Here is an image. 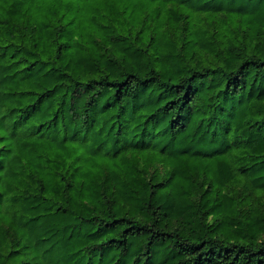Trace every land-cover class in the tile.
<instances>
[{
	"label": "trees",
	"instance_id": "16d2710c",
	"mask_svg": "<svg viewBox=\"0 0 264 264\" xmlns=\"http://www.w3.org/2000/svg\"><path fill=\"white\" fill-rule=\"evenodd\" d=\"M0 264H264V0H0Z\"/></svg>",
	"mask_w": 264,
	"mask_h": 264
}]
</instances>
